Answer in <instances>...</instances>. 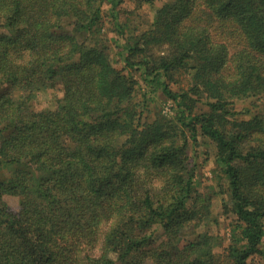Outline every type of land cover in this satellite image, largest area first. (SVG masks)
I'll return each mask as SVG.
<instances>
[{
  "label": "trees",
  "instance_id": "obj_1",
  "mask_svg": "<svg viewBox=\"0 0 264 264\" xmlns=\"http://www.w3.org/2000/svg\"><path fill=\"white\" fill-rule=\"evenodd\" d=\"M121 2L0 0V264H258L264 0Z\"/></svg>",
  "mask_w": 264,
  "mask_h": 264
},
{
  "label": "rangeland",
  "instance_id": "obj_2",
  "mask_svg": "<svg viewBox=\"0 0 264 264\" xmlns=\"http://www.w3.org/2000/svg\"><path fill=\"white\" fill-rule=\"evenodd\" d=\"M122 2L120 3V8L124 10H130L131 12L127 14L122 15V19H129V22L131 25H137L139 26L140 30L145 29L149 22H151L153 18V12L147 7L143 6L142 8L135 9L134 8V3L133 0H121ZM165 1V0H161ZM134 8V9H133ZM107 25L110 27V24L107 23ZM107 29V28H106ZM109 29V28H108ZM107 35H111V33H107ZM165 52V49H156V53H161ZM189 83V78L185 76V74L182 75H177L174 78H172V81L169 82V87L172 90H180V89H186ZM20 91H15V94L18 95L20 94ZM54 96L57 99L59 96H61V92L59 90H54ZM53 96V97H54ZM52 96H47V94L39 93L37 97L33 100L32 104L35 107H39L42 109L45 108H51L52 106L55 105L56 99L55 98H50ZM153 98V99H152ZM152 101L150 100V116L153 114L155 111H161V113H165L166 116H169L171 110H170V102L166 100L164 95L160 94L159 92H156L155 95L152 96ZM256 100V99H255ZM256 105L253 106V103L250 100L244 101V102H238L235 104V107L237 109H241L243 107L250 109V110H255L258 107H263L264 106V101H255ZM202 144L196 147V152L197 154L202 158L204 154L202 150ZM210 150V149H209ZM211 152V150H210ZM212 153V152H211ZM206 156V155H205ZM204 158V157H203ZM214 167V163H212V159L209 158V161L207 162V165H204L203 167V174L205 175V181H204V186L203 189H206L207 187L213 185V182L211 180L212 176V168ZM214 210H213V217L216 219V226L214 227V231L219 233L222 238L224 237L225 241L228 239V228L227 224L229 222V218H232V216H227L224 215L225 213H222L220 211V207L218 206L217 202L214 200ZM253 261H256L258 264H264V259L261 256H254Z\"/></svg>",
  "mask_w": 264,
  "mask_h": 264
}]
</instances>
